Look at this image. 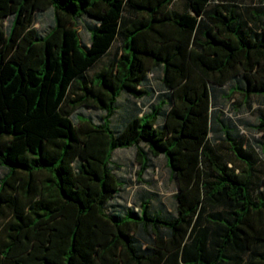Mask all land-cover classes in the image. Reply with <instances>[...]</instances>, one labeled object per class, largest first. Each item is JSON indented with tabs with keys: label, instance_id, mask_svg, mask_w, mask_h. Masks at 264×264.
<instances>
[{
	"label": "trees",
	"instance_id": "trees-1",
	"mask_svg": "<svg viewBox=\"0 0 264 264\" xmlns=\"http://www.w3.org/2000/svg\"><path fill=\"white\" fill-rule=\"evenodd\" d=\"M48 9L53 26L39 35L36 14ZM258 19L252 31L224 0H0V264H264L256 164L222 121L244 166L210 141L217 87L239 76L246 102L264 99V11ZM124 95L132 105L115 129ZM81 107L101 122L74 120ZM258 122L264 131V114ZM133 147L140 177L165 158L178 184L173 215L148 201L107 212L122 187L113 153Z\"/></svg>",
	"mask_w": 264,
	"mask_h": 264
},
{
	"label": "rangeland",
	"instance_id": "rangeland-1",
	"mask_svg": "<svg viewBox=\"0 0 264 264\" xmlns=\"http://www.w3.org/2000/svg\"><path fill=\"white\" fill-rule=\"evenodd\" d=\"M220 1V0H219ZM235 3L243 20L248 23L252 31L260 32L258 17L264 11V0H224ZM193 15V13H192ZM194 16V15H193ZM11 18L4 21V27L8 28ZM53 26V12L48 9L37 12L35 28L39 35H45ZM80 35L83 43L89 40V34L83 24H79ZM106 64V58L100 60L86 73L88 80L101 70ZM160 70L153 73L150 84L154 95L159 98L162 94ZM244 85L239 76L227 81L223 86L216 88L213 99L212 114L217 123L213 124L210 141L213 147L221 155L222 159L230 165L243 167L230 150V144L226 140L222 125H228L232 136L242 143L243 150L256 164L255 178L252 185L253 198L259 197L264 192L262 179L264 177V131L258 128V119L264 114V99L253 96L247 102L243 95ZM232 91V93H231ZM142 107L151 108L152 99L140 101ZM118 112L113 119V127L119 129L123 122V116L132 105V100L126 95L122 96L118 103ZM76 115H85L96 123L101 122L102 113L92 108L81 107L74 112ZM74 120H76L74 118ZM111 168L121 182L122 187L115 197L107 204L108 213L124 214L126 210L139 211L142 202L148 201L152 211L162 212L163 216L173 215L175 212V195L178 192V184L167 167L166 160L160 156L152 158L150 168L140 177V165L136 158V149H117L112 156ZM7 174L6 169L0 167V181Z\"/></svg>",
	"mask_w": 264,
	"mask_h": 264
}]
</instances>
